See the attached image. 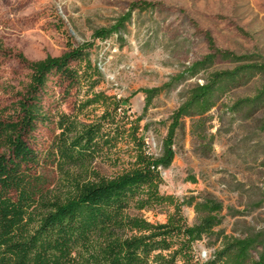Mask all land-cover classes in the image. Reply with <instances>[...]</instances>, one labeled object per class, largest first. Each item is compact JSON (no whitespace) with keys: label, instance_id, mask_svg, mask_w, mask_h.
Here are the masks:
<instances>
[{"label":"trees","instance_id":"1","mask_svg":"<svg viewBox=\"0 0 264 264\" xmlns=\"http://www.w3.org/2000/svg\"><path fill=\"white\" fill-rule=\"evenodd\" d=\"M137 1L110 27L93 38L106 40L123 32L134 10L153 7ZM209 53L159 87L143 88L144 112H130V97L97 91L101 68L92 59L94 41H86L59 57L30 61L29 82L0 119V264H264V228L241 236L218 229L223 204L213 196L191 197L190 224L180 205L166 222H151L143 212L161 206L162 172L176 155L175 143L184 119L215 108L221 96L258 81L256 93L236 101L235 109L264 108V60L218 48L207 32ZM203 83L191 86L173 111L161 152L155 155L142 133V121L163 92L208 70ZM55 80V82L53 81ZM61 89L62 102L82 93L68 111L47 103L49 83ZM252 109V110H253ZM53 126L48 147L31 145L38 126ZM215 234L219 243L207 257L196 244Z\"/></svg>","mask_w":264,"mask_h":264},{"label":"rangeland","instance_id":"2","mask_svg":"<svg viewBox=\"0 0 264 264\" xmlns=\"http://www.w3.org/2000/svg\"><path fill=\"white\" fill-rule=\"evenodd\" d=\"M137 1L153 7L134 10L123 32L106 40L94 39L96 30L112 26ZM218 48L264 60V0H0V119L29 82L30 70L17 58L30 61L59 57L86 41H94L92 59L102 71L97 91L130 97V112L142 115L143 88L162 86L209 53L206 33ZM216 62L194 77L187 76L160 94L142 121V133L155 155L173 111L185 100L188 89L203 83L210 72L225 69ZM55 82V80H53ZM49 83L47 103L68 111L84 92L62 102L61 89ZM258 81L226 92L208 112L184 119L175 143L176 155L162 172L159 193L164 202L143 214L151 222H166L180 205L190 224L194 208L183 204L191 197L213 196L223 204L222 229L241 236L264 228V108L235 109L233 104L256 93ZM253 109V110H252ZM54 135L53 126H38L31 145L43 150ZM216 235L196 244L207 258Z\"/></svg>","mask_w":264,"mask_h":264}]
</instances>
